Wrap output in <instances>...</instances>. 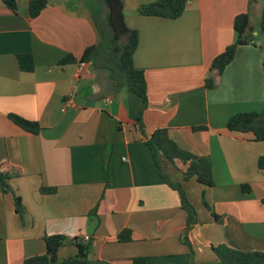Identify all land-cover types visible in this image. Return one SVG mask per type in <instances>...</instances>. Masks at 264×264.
<instances>
[{
	"label": "crops",
	"instance_id": "obj_1",
	"mask_svg": "<svg viewBox=\"0 0 264 264\" xmlns=\"http://www.w3.org/2000/svg\"><path fill=\"white\" fill-rule=\"evenodd\" d=\"M29 1L16 0L14 13L0 0V166L10 186L3 193L0 185V264L44 254L52 234L90 237L87 264H222L217 245L264 253V143L226 128L238 112L264 110L262 1L187 0L179 17L164 18L137 12L153 0H123L125 23L138 33L133 63L147 83L144 134L166 128L180 148L211 161V186L182 181L179 159L167 165L196 209L188 232L178 192L158 174L123 91L111 93L105 74L76 62L99 40L90 8L103 16L101 0H47L36 17ZM244 12L255 45L238 46L217 74L211 61L233 42V18ZM18 54L32 55L33 70L19 68ZM66 55L77 60L61 64ZM9 113L37 122L38 132ZM124 230L128 240L118 238ZM76 253L68 242L57 257Z\"/></svg>",
	"mask_w": 264,
	"mask_h": 264
},
{
	"label": "trees",
	"instance_id": "obj_2",
	"mask_svg": "<svg viewBox=\"0 0 264 264\" xmlns=\"http://www.w3.org/2000/svg\"><path fill=\"white\" fill-rule=\"evenodd\" d=\"M1 1L9 10L16 12V0ZM101 2L106 10L103 16L90 8L99 34L98 42L86 47L78 60L72 55H66L60 60V63L65 64L76 60L78 63L86 62L96 72L105 74L111 93L116 94L122 91L126 93L129 119L144 136V142L150 150L152 160L162 180L166 185L178 192L180 207L185 214V231L188 232L197 222V214L195 207L186 195L182 181L195 177L201 184L206 186L213 185L210 158L194 155L180 148L170 138L166 128L155 129L149 137L144 134L143 113L148 105L147 83L143 70L136 68L133 63V55L138 44V33L125 23L123 0H101ZM46 3L47 0H30L28 3L29 15L36 17ZM186 5L187 0H153L139 5L137 12L147 16L177 18L183 13ZM258 27L259 33L264 36V0L262 1ZM233 30L235 34L233 42L227 45L211 61L210 70L217 74H220L224 67L231 62L238 46L248 43L255 45V36L249 35L252 29L247 12L234 16ZM262 52L264 65V46L262 47ZM17 60L21 70H33L34 60L32 55L18 54ZM205 84L208 88L214 86L212 79H206ZM8 118L28 132L37 133L40 128L37 122L23 118L15 113H9ZM226 128L232 132H250L254 140L264 143V110L260 112H238L228 119ZM175 159H179L187 165L182 172V181H175L167 169V165L173 164ZM257 166L264 170V154L258 158ZM8 178V170L0 166V185L3 193L10 191ZM242 189L249 191V186L243 184ZM13 198L16 211L21 213L23 206L20 198L16 195ZM203 203L207 208H210L205 200H203ZM95 211L96 207L88 215L95 216ZM214 217L219 220L216 214H214ZM118 238L120 240H128L130 231H122L119 233ZM43 240L45 253L27 257L24 259L23 264L88 263L87 256L92 244L90 237L87 239L74 238L68 240L63 234H52L45 235ZM68 242L76 245L77 253L75 256L59 261L57 251L59 247ZM213 251L222 264H258L264 262V253L260 251H242L225 245H217L213 247ZM141 261H143L141 258L134 259L133 264H141Z\"/></svg>",
	"mask_w": 264,
	"mask_h": 264
},
{
	"label": "built area",
	"instance_id": "obj_3",
	"mask_svg": "<svg viewBox=\"0 0 264 264\" xmlns=\"http://www.w3.org/2000/svg\"><path fill=\"white\" fill-rule=\"evenodd\" d=\"M78 64H79V69H80V68H83L87 63L86 62H79ZM110 100H111V97L106 98V101H110Z\"/></svg>",
	"mask_w": 264,
	"mask_h": 264
},
{
	"label": "rangeland",
	"instance_id": "obj_4",
	"mask_svg": "<svg viewBox=\"0 0 264 264\" xmlns=\"http://www.w3.org/2000/svg\"><path fill=\"white\" fill-rule=\"evenodd\" d=\"M254 20V19H253ZM257 22V21H256ZM260 37H262L263 39H264V36H262V35H259ZM124 93V95L126 96V93L125 92H123Z\"/></svg>",
	"mask_w": 264,
	"mask_h": 264
},
{
	"label": "water",
	"instance_id": "obj_5",
	"mask_svg": "<svg viewBox=\"0 0 264 264\" xmlns=\"http://www.w3.org/2000/svg\"><path fill=\"white\" fill-rule=\"evenodd\" d=\"M261 1H263V0H261Z\"/></svg>",
	"mask_w": 264,
	"mask_h": 264
}]
</instances>
